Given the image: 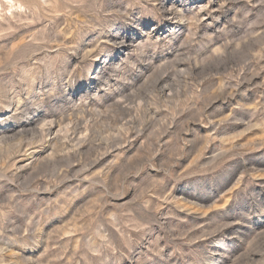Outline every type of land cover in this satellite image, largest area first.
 I'll use <instances>...</instances> for the list:
<instances>
[{
	"label": "rangeland",
	"instance_id": "obj_1",
	"mask_svg": "<svg viewBox=\"0 0 264 264\" xmlns=\"http://www.w3.org/2000/svg\"><path fill=\"white\" fill-rule=\"evenodd\" d=\"M0 264H264V0H0Z\"/></svg>",
	"mask_w": 264,
	"mask_h": 264
}]
</instances>
